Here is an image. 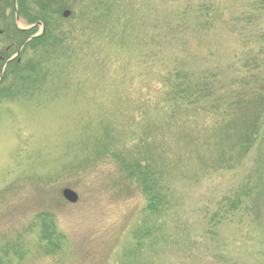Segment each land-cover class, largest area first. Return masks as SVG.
I'll return each mask as SVG.
<instances>
[{
  "label": "rangeland",
  "instance_id": "374dc122",
  "mask_svg": "<svg viewBox=\"0 0 264 264\" xmlns=\"http://www.w3.org/2000/svg\"><path fill=\"white\" fill-rule=\"evenodd\" d=\"M25 6L46 29L0 84V264H264V0Z\"/></svg>",
  "mask_w": 264,
  "mask_h": 264
},
{
  "label": "flooded vegetation",
  "instance_id": "af4514ba",
  "mask_svg": "<svg viewBox=\"0 0 264 264\" xmlns=\"http://www.w3.org/2000/svg\"><path fill=\"white\" fill-rule=\"evenodd\" d=\"M19 18L22 19V17H20V15L16 16L14 15V27L16 29V33L20 36L17 38L16 41H12L5 49L4 51H0V65L2 66L1 70H0V76L2 75V78L0 79V84L3 82V78L5 77V75L7 73H10V71H12L13 73L15 71L18 70V72L21 71L20 68V64H21V54H22V50L25 48L27 40L29 38H33L34 39H38V37H36L35 33L32 35H28L26 37V33L30 32L31 29H21L18 27V21ZM6 33L5 30L0 29V36H4ZM30 40V39H29ZM32 41V39H31ZM24 44V45H23ZM17 45V51L13 54H9V52L11 51V48ZM23 46V47H22ZM22 48V49H21ZM14 66V67H12Z\"/></svg>",
  "mask_w": 264,
  "mask_h": 264
},
{
  "label": "trees",
  "instance_id": "16d2710c",
  "mask_svg": "<svg viewBox=\"0 0 264 264\" xmlns=\"http://www.w3.org/2000/svg\"><path fill=\"white\" fill-rule=\"evenodd\" d=\"M26 1L27 0H19L18 1V9H19V15H21L22 16V11H26ZM41 20H43L42 21V23H43V25L44 26H46V24H45V18H43L42 17V19ZM46 29V28H45ZM32 33H34V30L32 31ZM44 33H45V31H44ZM27 34V33H26ZM25 34V35H26ZM27 36V35H26ZM43 36V35H42ZM42 36L40 37V38H38V39H34V40H32V42H37V41H39V40H43V38H42ZM17 72V73H16ZM16 73V74H15ZM21 72H18V70L17 71H15L14 72V74L15 75H18V74H20ZM159 200L155 197V198H153V203H151V209H155L156 207H157V205L159 204ZM47 226V225H46Z\"/></svg>",
  "mask_w": 264,
  "mask_h": 264
},
{
  "label": "water",
  "instance_id": "95a60500",
  "mask_svg": "<svg viewBox=\"0 0 264 264\" xmlns=\"http://www.w3.org/2000/svg\"><path fill=\"white\" fill-rule=\"evenodd\" d=\"M14 3H15V0H14ZM15 15L17 16V10H15ZM62 15H63L64 18H68L70 16V11L65 10ZM38 25H40V24H37V26ZM62 196H63V198L66 201H68V202H70L72 204L76 203V201L78 200L77 195L75 194V192H73L72 190H69V189L63 190Z\"/></svg>",
  "mask_w": 264,
  "mask_h": 264
}]
</instances>
